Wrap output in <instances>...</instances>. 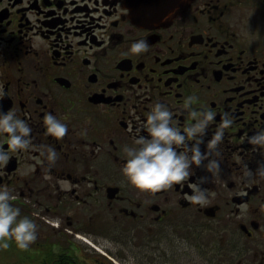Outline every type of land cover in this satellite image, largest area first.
<instances>
[{
  "label": "flooded vegetation",
  "instance_id": "af4514ba",
  "mask_svg": "<svg viewBox=\"0 0 264 264\" xmlns=\"http://www.w3.org/2000/svg\"><path fill=\"white\" fill-rule=\"evenodd\" d=\"M161 11L173 15L144 23L128 0H0V113L32 129L15 152L0 134V190L37 226L26 251L7 241L0 264H264V146L249 143L264 132V0ZM141 40L148 50L132 53ZM157 103L185 136L213 114L177 147L189 157L231 123L186 181L142 193L122 174L124 148L148 136ZM46 114L67 126L62 139L46 134ZM190 184L207 203L189 201Z\"/></svg>",
  "mask_w": 264,
  "mask_h": 264
},
{
  "label": "clouds",
  "instance_id": "9594fccd",
  "mask_svg": "<svg viewBox=\"0 0 264 264\" xmlns=\"http://www.w3.org/2000/svg\"><path fill=\"white\" fill-rule=\"evenodd\" d=\"M147 50L148 45L143 40L133 43L131 47V52L134 54ZM193 99L194 97H189L188 101ZM201 115L204 116V120L186 127L185 136L172 126V113L167 107L157 103L148 114L147 123L144 126L148 136L136 139L134 143L137 147L124 148L127 159L121 171L127 182L139 192L155 194L186 181L190 176L189 169L192 165L201 166L202 161L207 159L211 151L221 142L223 129L229 127L231 123L227 119L223 121L220 129L208 142L209 152L201 153L200 143H203L201 140L190 149L191 157L186 152L178 153L177 147L184 146L186 139L195 138L197 133L203 135L207 124L214 118L211 112L201 113ZM191 116L195 119L197 113L193 111ZM44 125L47 129L46 134L56 139H62L68 131L67 126L51 114L45 115ZM31 131L32 129L25 121L17 118L13 111H8L6 114L0 113V134H8L7 143L10 151L27 149L31 140L26 137H30ZM249 143L264 146V132L250 137ZM48 152V159L54 161L55 151L49 148ZM8 159L9 157L0 151V164L6 165ZM207 167L211 171L214 168L218 169L219 164L212 160ZM203 181L204 178H201V182ZM189 187L195 193L188 197L191 203L201 205L207 203L204 192L197 185L190 184ZM14 199L15 197L6 188L0 190V249H7L9 247L7 241L14 240L20 250L26 251L37 239V226L28 217L18 220L20 209L14 208L10 203Z\"/></svg>",
  "mask_w": 264,
  "mask_h": 264
},
{
  "label": "water",
  "instance_id": "95a60500",
  "mask_svg": "<svg viewBox=\"0 0 264 264\" xmlns=\"http://www.w3.org/2000/svg\"><path fill=\"white\" fill-rule=\"evenodd\" d=\"M177 0H128L131 4L136 21L138 22H155L167 15L161 11L163 8H172ZM155 20V21H154Z\"/></svg>",
  "mask_w": 264,
  "mask_h": 264
}]
</instances>
